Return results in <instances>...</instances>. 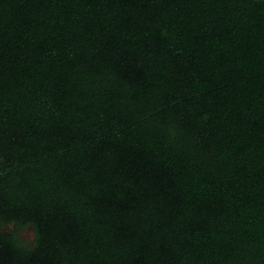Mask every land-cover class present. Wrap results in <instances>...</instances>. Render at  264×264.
I'll list each match as a JSON object with an SVG mask.
<instances>
[{
  "label": "trees",
  "instance_id": "1",
  "mask_svg": "<svg viewBox=\"0 0 264 264\" xmlns=\"http://www.w3.org/2000/svg\"><path fill=\"white\" fill-rule=\"evenodd\" d=\"M0 264H264V0H0Z\"/></svg>",
  "mask_w": 264,
  "mask_h": 264
},
{
  "label": "rangeland",
  "instance_id": "2",
  "mask_svg": "<svg viewBox=\"0 0 264 264\" xmlns=\"http://www.w3.org/2000/svg\"><path fill=\"white\" fill-rule=\"evenodd\" d=\"M5 230L9 229V227H5ZM20 237L22 240L31 243L33 241V233L31 228H27L25 230L20 231Z\"/></svg>",
  "mask_w": 264,
  "mask_h": 264
}]
</instances>
